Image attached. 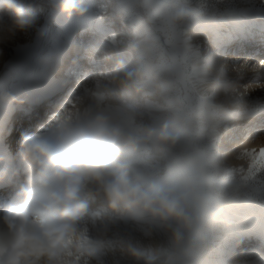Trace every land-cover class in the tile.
Segmentation results:
<instances>
[{
	"label": "clouds",
	"instance_id": "clouds-1",
	"mask_svg": "<svg viewBox=\"0 0 264 264\" xmlns=\"http://www.w3.org/2000/svg\"><path fill=\"white\" fill-rule=\"evenodd\" d=\"M116 4L129 31L84 50L103 70L21 134L27 178L0 205V264H264V136L232 127L264 83L234 87L223 55L199 43L240 28L253 0ZM45 8L65 20L89 12L87 0H0V42ZM192 54L208 92L186 87ZM262 70L251 57L236 67ZM18 102L0 90V104ZM11 163L0 156V184L17 174ZM248 237L261 243L245 252Z\"/></svg>",
	"mask_w": 264,
	"mask_h": 264
},
{
	"label": "rangeland",
	"instance_id": "rangeland-1",
	"mask_svg": "<svg viewBox=\"0 0 264 264\" xmlns=\"http://www.w3.org/2000/svg\"><path fill=\"white\" fill-rule=\"evenodd\" d=\"M253 4L254 6L251 8L250 12L245 16L246 21H244V29L246 30H253V36H254V42L248 41L250 43H248L250 46H254V47H258L259 50H261L264 47V2H262V0H253ZM87 6L89 7V10L91 11L89 16H84L81 18H76L73 17L71 20L72 22L69 23L70 25H72L74 28L73 29H69L66 32H64L63 30V34H65V37L62 35V32L60 33V38H58V41H52V36L50 35V40L48 39V32H44L42 34H36L35 32L37 31L38 28H40L43 24H46V26L50 27L51 29L54 28L56 24H52L50 22V14L52 12H50L49 9L45 8L46 11H44L43 14L38 15V20L36 25L33 27V29H31L30 31H28L27 33H23L22 32V43L23 45L31 48L33 51L30 53L31 55V60H29L27 63H25V65H19L21 66L20 69V80L14 82L15 77H8L7 74V69L10 66H17L16 64H14L16 61H12L10 60V56L7 55V50H13V52L15 51V49L13 48L12 44H14L13 41H11L9 44L6 43L4 40L3 42H0V49H3V54L0 55V90H6L10 93L13 94V92H15L18 88H21L22 86H26L28 84H32L37 82L36 80H38V78H42L41 77V72L39 71V68L43 69V72H45L46 70V61L45 58L47 56L46 53H44L42 51V46H53L56 49H62V54H61V59L59 61V65L57 68H60L61 70L59 72H53L51 75H56L57 79L54 78L55 81H58L59 79H64L66 78V80L68 82H70L69 87L67 88L68 90L74 91L79 82L84 79V74H81V69L76 70V72L73 74V72H71L72 74H70V72H68V69L70 68H74L73 65H70L71 62L73 61H82L83 59V64L86 66L87 63H85L87 60L90 62L88 63V65H93L92 63H94V60H92L90 57L88 56H84V52L83 49V45L87 40L90 39H99V40H103L105 39L107 36H109L112 32H118V33H126L127 31H129L130 29V25L129 22L120 14V12L118 11L117 8V4H116V0H87ZM50 12V13H49ZM46 13V14H45ZM56 17L58 19L62 18V16H60L59 14H55ZM57 26V25H56ZM56 28V27H55ZM60 28V27H59ZM61 29V28H60ZM231 29V27L227 30L222 32V34L217 37L215 35H209L204 37L203 39H201V42H205L207 40H209L208 42H205L206 44H212V48H215V51H211L210 53L212 55L215 54H222L223 57L227 56L228 54H233L235 49L237 48L236 45L237 43H239V45L241 43L247 42L246 40H244V37H241V41L243 42H237L238 40H236V38L234 36H231V33H229V30ZM103 30V32L101 31ZM38 36V37H37ZM54 37V36H53ZM63 37V38H62ZM226 37H229L228 39H226ZM66 40L65 42H67L66 45H64V43H61L62 40ZM84 39V40H83ZM227 41V42H222V41ZM16 43V42H15ZM204 46V44L202 45V47ZM240 47V46H239ZM202 52L204 51V49H202ZM262 52V50H261ZM245 54H249L250 50H248L247 52H244ZM71 54L74 55V58H71ZM259 57L263 58L262 55H259ZM85 58V60H84ZM87 59V60H86ZM11 63V64H9ZM9 64V65H8ZM52 64V62L49 64V69H52V67L50 68V65ZM101 64H103L101 62ZM190 57L187 61V70H186V74H190ZM25 66V67H24ZM34 66V67H33ZM27 67V68H26ZM97 66H91L92 69H89V71H92V73L97 74L98 72L102 71L104 68V65H102L101 68H97ZM34 68H37V70L35 71ZM56 69V67H55ZM56 71V70H55ZM206 71V70H205ZM12 74V73H11ZM49 74V72H48ZM39 75V76H38ZM93 75V74H91ZM5 77V78H4ZM43 77H45V75H43ZM4 78V79H3ZM9 78V79H8ZM43 79V78H42ZM26 83V84H25ZM234 84V82H232V85ZM54 90L53 87H50ZM189 91L192 90H196L195 86L188 82V86H187ZM59 91L62 90L60 87L57 88ZM58 91V92H59ZM65 96H63L62 94L59 96H55V98L52 101H45L44 103L47 105L46 109L43 107V109H41L40 111H38V113H35V118L34 121H32V119H27L25 121H21L18 124V120L21 117H18L16 115V112L14 111V107H16L17 103L12 104L13 106L11 107V105H7V104H0V110H2L1 108H8V111L5 112L2 115V118L0 119V127H2V129L4 130V132L6 133H16L17 129L19 130V133H24L27 132L28 129L30 130V133H35L39 130V126L45 125L49 119L55 115L57 112L60 111L61 109V103H62V99ZM39 98H37L35 104L39 103L40 101L38 100ZM50 99V97H49ZM262 99L264 102V94L261 98H254L253 100H251V103H255L258 100ZM58 103L57 106H54V102ZM250 103V104H251ZM46 111V113H45ZM247 115V114H246ZM259 119L262 120V122H264V114L262 116L259 117ZM261 122V124L263 125V123ZM4 124V125H3ZM29 124V125H28ZM245 124L250 125L251 127H253L254 125H256L254 122H245ZM29 126V127H28ZM233 127V125H232ZM238 128L241 127V125L237 126ZM236 127H234V129H238ZM239 131V129L237 130ZM237 135L241 138L247 137V136H255L257 138H259L260 136H264V127L263 130L261 131H249L248 133L243 134L242 132L238 133ZM4 146L7 148L8 150V154H6L5 152V157L9 155H13V162H15V165L17 163V159L18 157L16 156V152L18 151V142L15 144H6L4 145V142H2V139L0 138V149L3 150ZM14 165V166H15ZM14 171L15 167L12 168ZM21 178L26 182V173L22 172ZM4 186H7L6 188H14L15 184L13 182V180L11 179L10 182L8 184H5ZM2 187L4 190H6L5 187ZM1 189V188H0ZM3 190V191H4ZM1 192V190H0ZM12 194L11 193H7L5 194V196L3 198H0V205H2L4 202L8 201L11 198ZM253 239H257L255 237H253L252 239H245L243 241L242 244V250L247 252L249 250H253L256 249L258 247V245L261 243V241L259 239H257L258 241V245L255 243H252L251 240Z\"/></svg>",
	"mask_w": 264,
	"mask_h": 264
},
{
	"label": "bare ground",
	"instance_id": "bare-ground-1",
	"mask_svg": "<svg viewBox=\"0 0 264 264\" xmlns=\"http://www.w3.org/2000/svg\"><path fill=\"white\" fill-rule=\"evenodd\" d=\"M46 11V10H45ZM51 12V11H50ZM49 12V13H50ZM39 13L38 15L43 14ZM91 13V11L89 10V12L86 14V16H89ZM46 14V13H45ZM55 15V14H54ZM60 20H62L65 25H70L69 23L72 22V20H65L64 17L60 18ZM244 21H246V18L244 17ZM47 24V22H46ZM46 24H43L40 28L37 29V31L35 32L36 34H41L44 32H48V39L50 40V35L52 36V41H58V38H60V33L62 32V35L65 37V34H63L62 29H60L58 26L55 25L54 28H50L49 26L47 27ZM103 32V30H101ZM229 33H231L232 37L234 36L236 38V40H238L237 42H243L241 41V37H244V40H246L247 42L241 43L239 45V43H237L236 45V49L234 51L233 54H228L227 56H225V73L228 75V77L230 78L231 82H234L233 86L234 87H238L243 89L244 87L250 85V84H256V83H264V70L257 72V73H252V72H247V71H236V67L239 63H241L245 58L247 57H251L252 60L254 62H259V61H264V47L259 50V46L256 48L254 46H250L248 43V41L254 42L255 43V39L253 36V30H246L244 29V22L242 24V26L240 28H231L229 30ZM22 32H17L15 35H7L3 40L6 43H10L11 41L14 42V44H12L13 48L15 49V51L13 52V50H7V55L10 56V60L12 61H16L14 64H16L17 66H10L7 69V74L8 77H15L14 82L20 80V76L21 74L20 71V64L21 65H25V63H27L29 60H31V55L30 53L33 51L31 48L23 45L22 43ZM54 36V37H53ZM38 37V36H37ZM229 37H226V39H228ZM63 38V37H62ZM84 40V39H83ZM99 39H90L87 40L83 47H88L89 45L96 43ZM66 40H62L61 43H64V45L67 44V42H65ZM209 40L205 41L208 42ZM16 42V43H15ZM205 42H199L200 43V47L202 49H204L203 52L205 53H209L213 50L215 51V48H212V44H206ZM222 42H227V41H222ZM204 44V46L202 47V45ZM240 46V47H239ZM250 50L249 54H245L244 52ZM42 51L44 53L47 54L45 61H46V71L43 72L42 68H39V71L41 72V77L43 78H38V80H36L37 82L32 83V84H28L26 86H22L21 88H18L15 92H13V95H15L17 97V94L23 90L24 87H31L32 90L38 95V100L40 101L39 103L35 104L33 103V101H23L22 103H17L16 107L12 108L14 109V111L16 112V115L18 117H21L18 120V124L21 121H25L27 119H32V121H34L35 118V113H38V111H40L41 109H43V107L46 109L47 105L44 103L45 101H52L55 96H59V95H63L65 96L63 99H65V103L72 97V95L76 92L77 88L74 91L68 90L67 88H70V82H68L66 80V78L64 79H59L58 81H55L54 78L57 79L56 75H51L53 72H59L61 69L57 68L55 69V65L58 64L59 65V61L61 59V54H62V49H56L53 46H42ZM212 51V52H213ZM216 55V54H215ZM259 55H262L263 58L259 57ZM84 56H87L84 53ZM71 58H74V55L71 54ZM1 60V59H0ZM85 60V58H84ZM87 60V59H86ZM2 61V60H1ZM83 61V59H82ZM80 61H73L71 62L70 65H73L74 68H70L68 69V72H70V74H72L71 72H73V74L76 72V70L81 69V74H84V78L87 76H90L91 74H95L92 73V71H89V69H92L91 66H97L95 70H97V68H101L103 64H101V62L98 61H94V63H92L93 65H88V63H90L88 60L85 62L87 63V65L85 66L83 64V62ZM3 62V61H2ZM52 62L51 67L52 69H49L48 66L49 64ZM190 74H186V70L184 71V75H185V84L186 87L188 86V82L192 83L195 86V89L200 90L201 92H208L209 88L207 86L206 83V79L209 75V73L207 71H205L200 64V60L199 58L192 54L190 55ZM11 64V63H9ZM8 64V65H9ZM57 66V65H56ZM25 67V66H24ZM34 67V66H33ZM188 67V65H187ZM27 68V67H26ZM35 71L37 70V68H34ZM56 70V71H55ZM49 72V74H48ZM12 73V74H11ZM99 73V72H98ZM43 75H45V77H43ZM39 76V75H38ZM5 78V77H4ZM3 78V79H4ZM9 79V78H8ZM26 84V83H25ZM50 87H53L54 90ZM60 87L62 90L59 91L57 88ZM59 91V92H58ZM264 94V89H255V90H250L249 91V96H248V105L246 107L245 110H243L238 116L244 118V117H249V116H257L260 117L264 114V102L262 99L258 100L257 102H255L254 104L251 103L250 101L253 100L254 98H261ZM35 95V96H37ZM50 97V99H49ZM62 99V100H63ZM54 102V101H53ZM251 103V104H250ZM54 106H57L58 103L53 104ZM13 105H11L12 107ZM2 110H0V119L2 118V115L8 111V108H1ZM61 110V109H60ZM46 113V111H45ZM247 114V115H246ZM252 117V118H253ZM258 121V125H254L253 127H251L248 124L243 123L242 121L239 120H235L233 121L232 125H233V130L234 132L237 134L242 132L243 134L248 133L249 131H261L263 130L264 127V122H262L261 119L256 120ZM261 122L263 123V125L261 124ZM4 125V124H3ZM29 125V124H28ZM241 125V127H237ZM29 127V126H28ZM234 127L238 128L239 131H237L238 129H234ZM40 128V126L38 127ZM31 129H28V133H30ZM21 137V133H19V130L17 129L16 133H5L4 130L2 129V127H0V138L2 139V142H4V145L6 144H15L17 142H19ZM19 147V146H18ZM5 152L6 154H8V150L7 148L4 146L3 150L0 149V156H4L5 157ZM17 153V152H16ZM6 158H11V168L15 167V172L17 173L16 175L12 176V180L15 184L14 188H6L7 186H4L3 184H0V198H3L5 196V194L7 193H11L12 195L14 194V192L16 190H18V188L25 183V181L21 178L22 172L23 171V166L20 164L19 159H17V163L15 165V162H13V155H9L6 156ZM15 165V166H14ZM9 182H7L8 184ZM4 186L6 188V190H4L2 187ZM4 190V191H3ZM252 239L253 237H248L247 239ZM252 243H255L258 245V241L257 239H253L251 240Z\"/></svg>",
	"mask_w": 264,
	"mask_h": 264
}]
</instances>
